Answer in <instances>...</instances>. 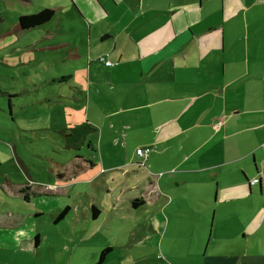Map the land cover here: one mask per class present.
Returning <instances> with one entry per match:
<instances>
[{
	"label": "crops",
	"instance_id": "0c3cea01",
	"mask_svg": "<svg viewBox=\"0 0 264 264\" xmlns=\"http://www.w3.org/2000/svg\"><path fill=\"white\" fill-rule=\"evenodd\" d=\"M55 7L44 8L55 11L49 22L22 32L46 33L47 38L79 32L81 45L92 48L94 40L108 54L102 57L116 62L107 66L106 78L92 79L97 92L91 81L86 89L71 74L62 76L66 81L56 77V133L67 122L92 128L91 146L84 147L72 171L57 176L77 174L78 181L98 161L102 168L88 182L99 180L100 172L112 177L106 186L99 185L109 190L105 214L95 199L82 204L78 218L84 226L126 223L131 208L121 199L128 187L127 168L134 163L123 145L140 159L137 150L151 147L145 165L133 166L136 175H143L135 186L144 196L142 209L152 207L143 222L161 236V244L172 237L183 245L181 263L175 264H192L193 259L198 264H264V0H61ZM17 26L10 34H20ZM78 40H62L49 49H69V56H78ZM44 99L50 102L51 93ZM64 106L71 110L64 113ZM80 107L85 119H69ZM9 112L14 121L12 108ZM64 160L59 162L70 163ZM255 178L260 181L252 184ZM7 186L21 199L18 189ZM133 200L136 211L141 206L134 208ZM92 206L100 210L96 217ZM65 210V220L52 225L48 235L61 221L67 223L71 206L56 216ZM31 214L0 212V264H24L22 259L34 264L41 255L45 232L35 226L34 233L25 235L23 225L27 230L35 224H29L28 216L45 213ZM107 248L102 264H110L116 250L107 244L101 251ZM100 256L89 264H98Z\"/></svg>",
	"mask_w": 264,
	"mask_h": 264
},
{
	"label": "rangeland",
	"instance_id": "374dc122",
	"mask_svg": "<svg viewBox=\"0 0 264 264\" xmlns=\"http://www.w3.org/2000/svg\"><path fill=\"white\" fill-rule=\"evenodd\" d=\"M60 2L61 0H0V86L6 91H11L12 94H18L12 99L14 121L8 116L9 97L0 96V212L10 215L45 213L39 217L28 216L29 224L34 222L35 224L27 230L23 225L25 235L34 233L32 228L35 226L36 231L45 232L41 242L43 250L34 260V264H89L90 260L99 258L103 246L107 244H111L116 249L112 252L110 264L181 263L183 251L185 252L183 245L172 237H166L161 244V236L154 235L150 226L143 222L144 216L152 207L142 209L141 206L136 211L131 207L130 200H140L144 197L140 196L139 186H135L140 184L143 175H136L134 172L137 169L133 166L137 163L143 165L145 163L143 159L133 156L134 149L132 151L128 146L123 145L126 154L131 153L134 163L131 169L127 168L128 187L125 196L121 199V202H127L128 207L131 208L126 212V223L120 221L119 225L109 228H99L97 225L87 229L81 218H78L82 215V204L89 202L88 197L95 199L96 206L101 207L104 214L107 205L111 202L109 190L99 185L106 186L107 179L112 180V177L104 178L105 175L100 172L99 180L88 182L89 178L102 168L98 161V166L94 170L82 172L78 176V179L81 178L78 181L75 178L77 174L66 178L57 176L60 172L72 171L73 164L79 159L72 158L71 154H64L61 150L68 148L60 147L61 142L58 143L59 136L55 126L57 121H60V117L55 111V93L60 83L56 77L71 74L76 80L82 81L86 89L91 81L92 90L97 92L96 84L92 79L106 78L111 69L99 60V57L108 54L103 53V49L95 45L94 40L91 44L92 48L81 45L82 38L79 37V32L65 36L54 35L51 38H47L46 33L31 36L28 35L29 32L25 34L21 30L18 31L20 34L16 31L10 34V29L13 30L19 23L20 15L35 14L44 8L54 9ZM66 19L74 22L70 16ZM95 26L97 25L93 24V28ZM95 30H92V37H95ZM77 37L79 42L74 53L76 51L78 56H69V49L65 52L49 49L55 43L75 40ZM33 40L37 41L31 43ZM85 40L83 39V42ZM115 65L116 62H113V66ZM23 89L31 92L23 94ZM47 92L51 93L50 102L44 99ZM88 102L89 96L83 108L84 115L88 109ZM82 117V107H80L68 118L83 121L82 119L85 118ZM67 156L72 159L64 166L59 160ZM77 182L79 185H76ZM8 184H12L13 188L21 192V197L18 194L21 199L16 193L9 191ZM45 187L50 191L47 189L46 192ZM42 191L45 192L40 194ZM113 204L116 202L113 201ZM68 205L72 210L68 211L70 215L66 217L67 223H64V219L57 225L54 233L48 235L52 225L58 221L56 214ZM15 230L21 231V228ZM83 235L90 237L83 239ZM111 237H115V240ZM117 239L121 242L119 246L116 245ZM112 241L114 243H110ZM52 247L57 249L54 250ZM56 251L58 253H55ZM56 258L57 262H53ZM23 260L24 264H28L25 263V259H22V262ZM192 264H198V260L193 259Z\"/></svg>",
	"mask_w": 264,
	"mask_h": 264
},
{
	"label": "trees",
	"instance_id": "16d2710c",
	"mask_svg": "<svg viewBox=\"0 0 264 264\" xmlns=\"http://www.w3.org/2000/svg\"><path fill=\"white\" fill-rule=\"evenodd\" d=\"M54 16H55V11H53L52 9H44L35 14L21 16L19 20V24L17 26V30L25 31V30L33 29L35 27L42 26L45 23L49 22ZM60 80L66 81L67 78L62 77ZM0 96L7 97V98L9 97L8 107L11 109L13 106L12 99L16 98L17 95H12L8 93L6 90H4L3 88H0ZM63 108L65 110L64 113H67L71 110L69 106L67 107L64 106ZM59 125L60 126H58V130H57L61 136V137L59 136L60 138H59L58 143L61 142L59 146L68 148V149L64 148L65 150L62 149L61 151L64 154H71L73 156L72 158L81 159L82 158L81 155L83 154L82 151H84V147H87L88 145L91 146L90 142H88V138L91 135L92 128H90L87 124H81V123L75 124V123L67 122V123L59 124ZM86 141L88 142L87 144H86ZM67 157L65 158L64 161L70 162L72 158H70V156H67ZM139 166H144V165L141 163ZM143 203H144V200L142 199L134 200L133 206L134 208H137L141 205H144ZM67 210H65L63 213H61L57 217L58 220H62L65 218V216L67 215ZM92 211L95 217L100 212V210L97 209L96 206H92ZM110 250H111L110 248H107L106 250L102 252L98 264H102L104 262L105 257L108 255Z\"/></svg>",
	"mask_w": 264,
	"mask_h": 264
},
{
	"label": "built area",
	"instance_id": "2783aa9c",
	"mask_svg": "<svg viewBox=\"0 0 264 264\" xmlns=\"http://www.w3.org/2000/svg\"><path fill=\"white\" fill-rule=\"evenodd\" d=\"M100 60L102 62H104L106 66H113V62H111L109 60H106L104 57H100ZM151 151H152L151 147H143V148H139L137 150V154H138L139 157H141V158L146 160L150 156ZM259 181H260L259 178H255V179H253L252 184H256Z\"/></svg>",
	"mask_w": 264,
	"mask_h": 264
}]
</instances>
